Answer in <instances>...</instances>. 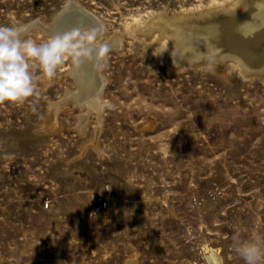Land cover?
I'll return each instance as SVG.
<instances>
[{
    "label": "rangeland",
    "instance_id": "obj_1",
    "mask_svg": "<svg viewBox=\"0 0 264 264\" xmlns=\"http://www.w3.org/2000/svg\"><path fill=\"white\" fill-rule=\"evenodd\" d=\"M67 1L0 0V25L50 20ZM207 1L75 0L124 34L102 63L108 103L78 122L70 60L51 79L31 62L37 95L0 103V264H244L233 237L264 235V78L168 70L125 33Z\"/></svg>",
    "mask_w": 264,
    "mask_h": 264
},
{
    "label": "bare ground",
    "instance_id": "obj_2",
    "mask_svg": "<svg viewBox=\"0 0 264 264\" xmlns=\"http://www.w3.org/2000/svg\"><path fill=\"white\" fill-rule=\"evenodd\" d=\"M157 16L144 20L133 17L131 21L137 24L132 29L128 28L130 22L127 23L125 33L145 36L156 54L168 60V70L207 68L227 78L237 69L244 76L264 78V0H208L205 6L197 4L176 17L167 13ZM32 23L15 20L14 24L23 28L24 34L36 26L49 38L76 28H95L100 30L99 41L105 37L102 43H107L109 49L122 48L124 34L107 31L97 15L75 0H68L52 19L38 17ZM103 61H85L78 67L70 61L65 69L74 88L66 87L63 99L73 100L79 108L78 122L84 121L90 111L100 115L106 108L108 100L103 89L107 78L102 71ZM49 104L50 124L54 126L58 124V110L64 107L54 101ZM100 121L99 118L94 126L95 135L100 130Z\"/></svg>",
    "mask_w": 264,
    "mask_h": 264
},
{
    "label": "clouds",
    "instance_id": "obj_3",
    "mask_svg": "<svg viewBox=\"0 0 264 264\" xmlns=\"http://www.w3.org/2000/svg\"><path fill=\"white\" fill-rule=\"evenodd\" d=\"M99 37V29L76 28L38 43L25 38L23 28L15 24L0 25V103H24L37 95L39 77L31 62L38 63L43 75L51 79L66 60L77 67L85 61L105 60L110 49ZM232 247L244 264H264V235L245 240L233 237Z\"/></svg>",
    "mask_w": 264,
    "mask_h": 264
}]
</instances>
